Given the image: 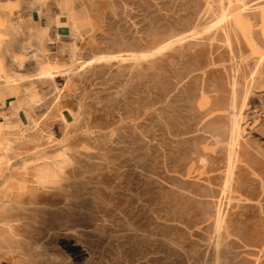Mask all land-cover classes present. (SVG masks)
Listing matches in <instances>:
<instances>
[{"label": "rangeland", "instance_id": "1", "mask_svg": "<svg viewBox=\"0 0 264 264\" xmlns=\"http://www.w3.org/2000/svg\"><path fill=\"white\" fill-rule=\"evenodd\" d=\"M0 264H264V0H0Z\"/></svg>", "mask_w": 264, "mask_h": 264}, {"label": "bare ground", "instance_id": "2", "mask_svg": "<svg viewBox=\"0 0 264 264\" xmlns=\"http://www.w3.org/2000/svg\"><path fill=\"white\" fill-rule=\"evenodd\" d=\"M230 16L235 17L236 15L233 12H230ZM246 17V16H245ZM181 37L176 38V39H171L169 40L165 45L155 49L152 52H146V53H142L143 57H148V56H152L155 55L157 53L163 52L164 50H167L168 48L172 47L173 45H175V43L180 42L181 41ZM181 43V42H180ZM100 61V60H99ZM21 63V62H20ZM53 72L52 71H47L45 74L42 75V77H47L48 75H51ZM81 109V108H80ZM234 116V115H233ZM239 128V122L235 120V129ZM223 222V215L222 213L219 211L218 213V218H217V224L220 227L222 225Z\"/></svg>", "mask_w": 264, "mask_h": 264}]
</instances>
